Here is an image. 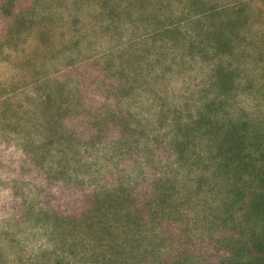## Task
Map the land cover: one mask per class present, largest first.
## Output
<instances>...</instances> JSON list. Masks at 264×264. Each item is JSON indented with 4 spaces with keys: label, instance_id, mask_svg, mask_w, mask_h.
<instances>
[{
    "label": "rangeland",
    "instance_id": "obj_1",
    "mask_svg": "<svg viewBox=\"0 0 264 264\" xmlns=\"http://www.w3.org/2000/svg\"><path fill=\"white\" fill-rule=\"evenodd\" d=\"M0 264H264V0H0Z\"/></svg>",
    "mask_w": 264,
    "mask_h": 264
},
{
    "label": "trees",
    "instance_id": "obj_2",
    "mask_svg": "<svg viewBox=\"0 0 264 264\" xmlns=\"http://www.w3.org/2000/svg\"><path fill=\"white\" fill-rule=\"evenodd\" d=\"M170 27H176V26H168V28H167V29H170Z\"/></svg>",
    "mask_w": 264,
    "mask_h": 264
}]
</instances>
